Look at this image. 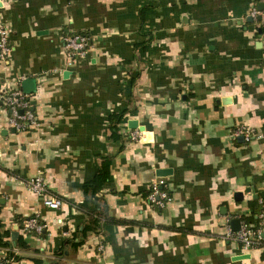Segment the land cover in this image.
<instances>
[{
  "label": "crops",
  "instance_id": "crops-1",
  "mask_svg": "<svg viewBox=\"0 0 264 264\" xmlns=\"http://www.w3.org/2000/svg\"><path fill=\"white\" fill-rule=\"evenodd\" d=\"M252 7L264 11V0H0L11 46L0 95L28 93L35 116L16 130L0 99V221L25 241L12 264H264L225 235L264 193V34ZM78 32L88 47L67 67L63 38ZM121 110L124 141H112L107 118ZM130 120L144 127L135 139ZM98 154L113 156L105 199L121 222L73 248L66 239L85 218L81 186ZM37 173L58 209L29 190ZM159 180L164 207L145 196ZM32 215L44 236L21 228Z\"/></svg>",
  "mask_w": 264,
  "mask_h": 264
},
{
  "label": "built area",
  "instance_id": "built-area-1",
  "mask_svg": "<svg viewBox=\"0 0 264 264\" xmlns=\"http://www.w3.org/2000/svg\"><path fill=\"white\" fill-rule=\"evenodd\" d=\"M249 15L253 20L258 22L257 28L264 26V11H259L257 8L252 7ZM258 16H261L262 19L257 20ZM88 43L89 36L82 32L70 34L63 38L67 67L72 66L78 57L85 54ZM10 52L9 29L0 19V61L2 63H8ZM59 72L61 71L59 70ZM0 99L3 105L10 111L8 121L9 125L14 129L24 130L35 124V116L31 108L32 103L28 93L20 89H12L0 95ZM234 135H242L245 140H249L251 133L247 129L240 128L235 131ZM137 137L138 132L135 130L132 132V138L135 139ZM27 183L32 193L42 196V202L45 206L51 209H58L61 206L62 200L60 197L47 195V186L40 173L30 178ZM162 183L161 180L154 181L150 184L146 195L147 201L156 207H164L170 201V196L162 188ZM258 218L259 225L256 227L246 222H241L238 231H232L229 225L226 227L225 235L237 242L243 252H264V208L258 214ZM22 229L27 233L38 235L44 232L46 226L38 215H32L23 220ZM9 252H12V250L0 248V264L13 263L14 257Z\"/></svg>",
  "mask_w": 264,
  "mask_h": 264
},
{
  "label": "trees",
  "instance_id": "trees-1",
  "mask_svg": "<svg viewBox=\"0 0 264 264\" xmlns=\"http://www.w3.org/2000/svg\"><path fill=\"white\" fill-rule=\"evenodd\" d=\"M264 33V28L262 29ZM83 33V32H82ZM126 110L112 112L108 115L109 139L112 141L120 140L123 142V136L118 132V124L124 117ZM113 156L108 154H98L95 156L96 170L91 177L86 179L81 186L82 200L78 204L79 210L84 214L85 218L82 221L81 228L72 233V236L67 240V243L73 248L82 245L89 232H97L102 224L106 222L119 223L121 220L115 219L109 214V207L105 199L107 192H115L114 182L111 177V165ZM146 192L145 196L147 195ZM250 209L249 214L241 216L242 222L253 224L255 227L259 225L258 214L264 208V199H250L248 201ZM22 228V222L20 224ZM44 232L38 234L44 236ZM10 230L4 228V224L0 221V248H8L14 260L17 258L13 247L25 246L23 236L20 235L15 241L10 240ZM261 257L264 259V252H261ZM34 264H43L44 260L40 258L32 259ZM54 261H50L53 263Z\"/></svg>",
  "mask_w": 264,
  "mask_h": 264
},
{
  "label": "water",
  "instance_id": "water-1",
  "mask_svg": "<svg viewBox=\"0 0 264 264\" xmlns=\"http://www.w3.org/2000/svg\"><path fill=\"white\" fill-rule=\"evenodd\" d=\"M262 8L263 7H260V10H262ZM261 19H262L261 16H258L257 17V20H261ZM251 20H252V18H251ZM263 28H264V26L263 27H258V33L261 34V35L264 34L263 33V30H262ZM25 83H30L31 86H33L32 89H25L26 92H32V91L35 90V86L32 84V81H28L27 80V82H25ZM222 101H225V100H222ZM20 113H22V111H20ZM128 128L131 129V130L138 129L140 131H144V127L143 126H139L138 123H137V121H135V120L128 121ZM150 138H151L150 133H146L145 139H142V140L143 141H147V140H150ZM169 170L170 169H157L156 175L157 176H166V175H168L170 173ZM246 191L249 192V189H247ZM242 194H243L242 192H235L234 193V200L235 201L242 200V197H243ZM259 196L262 197V198H264V193H261V194H253L252 195V198L253 199H257V198H259ZM229 223H230V226H231L232 231H238L239 230V228H240V219L238 217H235L233 219H230ZM13 230L14 231L11 233V239H12V241H15L16 238H17V234H18L17 233V227L14 226L13 227ZM236 258L237 259L249 258V254L240 255V256H238Z\"/></svg>",
  "mask_w": 264,
  "mask_h": 264
}]
</instances>
